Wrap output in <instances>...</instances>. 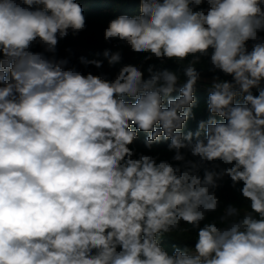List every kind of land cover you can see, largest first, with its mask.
I'll list each match as a JSON object with an SVG mask.
<instances>
[{
    "label": "clouds",
    "instance_id": "obj_1",
    "mask_svg": "<svg viewBox=\"0 0 264 264\" xmlns=\"http://www.w3.org/2000/svg\"><path fill=\"white\" fill-rule=\"evenodd\" d=\"M86 26L77 0H0V264H264V0H139L103 31L114 75L55 55Z\"/></svg>",
    "mask_w": 264,
    "mask_h": 264
},
{
    "label": "trees",
    "instance_id": "obj_2",
    "mask_svg": "<svg viewBox=\"0 0 264 264\" xmlns=\"http://www.w3.org/2000/svg\"><path fill=\"white\" fill-rule=\"evenodd\" d=\"M81 4L84 15L86 17V29L80 32L78 35L73 36L71 32L65 38L58 41L57 52L55 55L57 58L69 59L70 63L76 66L82 73L92 72L93 74H99L101 72L114 75L118 71L120 65L109 67L107 60L103 57V51L107 48L116 50L115 41L112 43L105 42L103 38V31L107 27L108 22L114 19L116 16L121 14L136 15L139 13V0H77ZM264 35V33H262ZM33 51H43L40 46H34ZM51 55V54H46ZM85 59H100L103 60V67L100 69L94 66L85 67L80 63V58ZM139 57L132 53L129 49L124 48L123 58L121 64L126 63H139ZM156 62V61H152ZM158 63V62H156ZM166 67L176 70L177 66L169 61ZM145 67L147 65L145 64ZM206 77H211L212 73L205 71L203 73ZM221 78L230 79V77H224L222 74ZM255 94V90H254ZM198 106L194 108L196 113V120H190L186 125L187 130L195 131L197 127V121L200 119H206L208 116L205 104L207 100V93L203 90V87L197 91ZM219 119V118H218ZM144 133H140V137L134 142L132 147L136 148L138 152H144L146 154L159 155L162 159H170L173 153L167 151V142L160 144H154L152 151L144 147ZM222 201V205L228 203H235L240 205L243 203L239 193L230 187V181L225 182L224 187L217 193ZM211 218V217H210ZM165 244L171 251L172 243H179V241H173L165 237Z\"/></svg>",
    "mask_w": 264,
    "mask_h": 264
}]
</instances>
